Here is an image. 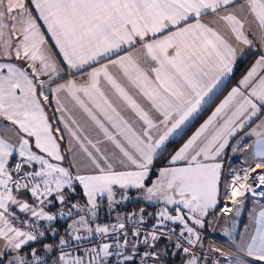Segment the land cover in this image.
I'll return each mask as SVG.
<instances>
[{"label": "snow or ice", "instance_id": "6c2138e0", "mask_svg": "<svg viewBox=\"0 0 264 264\" xmlns=\"http://www.w3.org/2000/svg\"><path fill=\"white\" fill-rule=\"evenodd\" d=\"M0 264H264V0H0Z\"/></svg>", "mask_w": 264, "mask_h": 264}, {"label": "trees", "instance_id": "16d2710c", "mask_svg": "<svg viewBox=\"0 0 264 264\" xmlns=\"http://www.w3.org/2000/svg\"><path fill=\"white\" fill-rule=\"evenodd\" d=\"M254 57H255V55L250 56L245 63L241 64L240 69L237 72V76H239L250 65V63H251V61L253 60ZM189 134H190V132H189ZM179 143H182V141H177V143L171 144L169 146V151L171 152V151L175 150V148H177L179 146ZM167 159H168V156H167V154H165V156L158 161L156 167L159 168V167L163 166L165 164V162L167 161ZM155 175H156V173L153 172V178L155 177ZM222 198H223V195H222ZM251 203H252V198L249 197L248 202L245 205V207H244V209L242 211V215L239 218V220H242L243 217H247V211H248V208L251 205ZM138 204L139 205H143L144 203L143 202H138ZM220 206H221V204H220ZM157 207H158V205H145V208H146L147 212H155L157 210ZM218 210H219V207L216 209V212ZM212 214L214 215L215 213H210V215H212ZM108 220H109V218L107 216H102L99 222H102V223L103 222H107L108 223L109 222ZM148 223L149 224L155 223V220L154 219H149ZM217 225L218 224H215V229H216ZM177 227L179 228V226H177Z\"/></svg>", "mask_w": 264, "mask_h": 264}, {"label": "rangeland", "instance_id": "374dc122", "mask_svg": "<svg viewBox=\"0 0 264 264\" xmlns=\"http://www.w3.org/2000/svg\"><path fill=\"white\" fill-rule=\"evenodd\" d=\"M252 167H255V166H252ZM131 195L135 196L136 193L133 191L131 193ZM82 198L83 197H81V200H82ZM138 202H143L144 204L143 205H139ZM145 205H154V204H149V203H147V202H145L143 200H132V201H129L126 206H122L120 210L121 211H130L132 209H139L141 207L145 208ZM102 216H106V215H102ZM100 223H102V222H100ZM103 223H107V222H103ZM220 227L221 226L218 224L217 225V229H216L217 231L214 233V237H215V240H216L217 243H221V242L224 243L223 237L219 235Z\"/></svg>", "mask_w": 264, "mask_h": 264}, {"label": "crops", "instance_id": "0c3cea01", "mask_svg": "<svg viewBox=\"0 0 264 264\" xmlns=\"http://www.w3.org/2000/svg\"><path fill=\"white\" fill-rule=\"evenodd\" d=\"M254 59H255V57L253 58V60L251 61V63L254 61ZM251 63H250V65H251ZM249 65V66H250ZM248 66V67H249ZM246 143H250L251 141L250 140H248V141H245ZM251 166H255V162H253L252 164H251ZM259 171V170H258ZM235 206V205H234ZM233 208V207H232ZM53 211H54V209H53ZM233 211H235V209L233 210ZM210 215V214H209ZM213 215V214H212ZM212 215H210V216H212ZM240 221V223H239V226L242 228L243 227V224L244 223H246V222H249L248 221V216L247 217H243L242 218V220H239ZM178 226V225H177ZM213 227H215V225L213 226ZM216 229H217V227H216ZM204 233H209V229H208V227L206 226L205 228H204ZM213 234V233H212ZM213 238L215 239V237H214V234H213ZM211 240V239H210ZM210 240H205V245H207L208 244V242L210 241ZM222 243V242H221Z\"/></svg>", "mask_w": 264, "mask_h": 264}, {"label": "built area", "instance_id": "2783aa9c", "mask_svg": "<svg viewBox=\"0 0 264 264\" xmlns=\"http://www.w3.org/2000/svg\"><path fill=\"white\" fill-rule=\"evenodd\" d=\"M223 204H224V198L222 199V204H221V206L220 207H223ZM55 211V210H54ZM218 212H219V210H218ZM153 224V223H152ZM152 224H149L148 223V225L150 226V225H152ZM179 230V228L177 227V231ZM213 232H209V233H205V235H206V239L205 240H212L213 239V234H212ZM207 246V245H206Z\"/></svg>", "mask_w": 264, "mask_h": 264}, {"label": "bare ground", "instance_id": "6f19581e", "mask_svg": "<svg viewBox=\"0 0 264 264\" xmlns=\"http://www.w3.org/2000/svg\"><path fill=\"white\" fill-rule=\"evenodd\" d=\"M228 199H229L228 197L224 196V201H226ZM229 206L233 207V210L235 209V206L234 205H229Z\"/></svg>", "mask_w": 264, "mask_h": 264}]
</instances>
